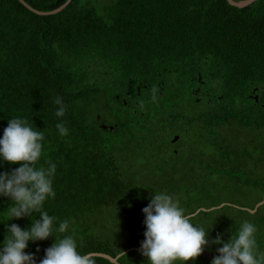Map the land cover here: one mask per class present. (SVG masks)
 <instances>
[{
	"label": "trees",
	"instance_id": "trees-1",
	"mask_svg": "<svg viewBox=\"0 0 264 264\" xmlns=\"http://www.w3.org/2000/svg\"><path fill=\"white\" fill-rule=\"evenodd\" d=\"M26 1L49 11L67 0ZM167 60L170 71L155 75L156 66ZM199 73L208 74L214 91L223 95L221 100L214 97L211 110L196 103L190 91L192 78ZM256 87L264 103V0L244 8L228 0H106L103 4L72 0L60 12L48 15L35 13L19 0H0V118L5 125L11 117L27 118L34 129L44 132L37 167H46L49 160L57 165V195L44 208L59 221H70L69 230H74L82 252L117 256L146 239L143 209L148 204L140 199L148 187L125 174L107 135L124 126L130 132L132 121L119 120L116 131L104 130L99 126L101 113L91 112L93 100L105 98L116 109L127 108L130 116L143 118L161 107H174V118L188 121L197 134L205 130L212 147L220 152L219 169V162L215 165L211 160L208 170L256 187L249 163L261 160L255 155L264 154L263 142L240 149L229 145L224 134L226 126L264 129V105L249 98ZM57 96L66 105L63 117L55 115ZM123 98H128V105ZM186 100L196 106L182 115L180 106ZM241 100L251 101L253 107H243ZM136 101L141 108L134 111ZM147 103L154 104L153 111L145 110ZM60 121L69 129L67 136L61 137L56 128ZM12 165L14 169L20 162ZM263 196L244 207L255 208ZM239 206L220 201L213 209L199 212L214 216L205 227L210 240L205 250L221 247L211 241L218 235L227 241L245 219L257 225V241L264 247L262 205L256 212ZM38 216L33 213L7 223L27 228ZM135 224L143 233L129 235L128 228ZM3 229L7 230L6 223ZM54 242L55 236L30 241L29 252L40 261ZM95 258L96 264H116ZM118 260L147 264L140 250L128 251ZM212 260L200 254L186 264H211Z\"/></svg>",
	"mask_w": 264,
	"mask_h": 264
},
{
	"label": "clouds",
	"instance_id": "clouds-1",
	"mask_svg": "<svg viewBox=\"0 0 264 264\" xmlns=\"http://www.w3.org/2000/svg\"><path fill=\"white\" fill-rule=\"evenodd\" d=\"M152 99L156 100L155 94ZM54 103L58 105L55 115L63 117L67 110L63 98L57 96ZM56 128L61 137L69 133L63 121L58 122ZM43 140L44 132L34 129L27 118L19 116L10 118L0 138V163L20 162L11 172H0V197H10L13 201L7 208V219H0L7 227L0 247V264H37L35 253L25 249L30 241L46 240L50 236H55V242L46 249L39 264H96L94 254L80 251L74 230H69L70 221H59L44 208L45 202L57 195L54 188L57 165L49 160L46 167H37ZM143 212L146 214V239L141 242L140 251L147 257V264H186L210 244L209 229L194 223L179 199L167 191L154 192ZM33 213H39V218H32L30 227L7 223ZM257 231V225L245 219L227 241L216 236L211 243L222 246L211 264H264V250L258 244Z\"/></svg>",
	"mask_w": 264,
	"mask_h": 264
},
{
	"label": "rangeland",
	"instance_id": "rangeland-1",
	"mask_svg": "<svg viewBox=\"0 0 264 264\" xmlns=\"http://www.w3.org/2000/svg\"><path fill=\"white\" fill-rule=\"evenodd\" d=\"M99 1L103 4L106 0ZM184 103L188 110L196 106V103L190 100H186ZM241 104L243 107H253L251 101H243ZM111 105L105 98L95 99L92 101L91 112L96 114L95 110L99 111L109 123L131 119L130 132L119 130L107 135L112 140V151L121 165L125 167V174L141 181V185L144 187H148L142 192L146 191L145 195H142L143 198L140 199L141 202L144 201L143 203L149 204L154 192L167 191L179 199L180 205L185 209L186 214L189 215L200 208L210 210L213 204L220 201L234 205L250 206L264 195L263 153L255 155L257 161L261 157L259 162L253 163L254 160L249 163L251 170L249 175L253 179H257L258 186H248L240 183L238 179L232 180L230 177L226 178L205 168L204 163L213 157L215 150L212 147V139L205 130L199 131L198 134L194 128L190 130L189 138L195 148L201 152L194 157L188 155L187 157H191L189 160H184L185 157L169 159L165 156H159L155 152L157 138L167 141L169 133L172 132V125L168 124L169 129L163 133V136L162 134H157L156 125L147 127L148 125L145 124L155 123L157 117L160 119L170 118L174 107H161L157 112L149 115L148 120L143 122L144 118L141 116H130L127 108L116 109L115 106ZM136 108L139 109L141 106L138 105ZM144 108L146 111H153L155 106L153 103H147ZM225 129L224 134L227 137V143L231 146L241 149L246 145L253 147L258 142H263L264 144V129L259 131L254 127H238L236 125L226 126ZM142 136H146L147 139L142 141L140 138ZM254 150L263 152L260 148H254ZM260 213L264 214V203ZM110 216L111 214H108L106 218H110ZM192 217L194 223L204 227L214 218V216L205 217L203 213H195ZM128 229H131L127 230L129 235L143 233L139 224L131 225ZM108 233L109 227L105 229V234ZM261 249H264V247Z\"/></svg>",
	"mask_w": 264,
	"mask_h": 264
},
{
	"label": "flooded vegetation",
	"instance_id": "flooded-vegetation-1",
	"mask_svg": "<svg viewBox=\"0 0 264 264\" xmlns=\"http://www.w3.org/2000/svg\"><path fill=\"white\" fill-rule=\"evenodd\" d=\"M170 59L171 58H169V60ZM170 69H171V65L167 60L166 62H163L162 64L156 66V69L153 73L155 75L160 76L169 72ZM192 80L193 82L190 85V91L194 96V101L200 104L203 108L211 110L214 106L213 105L214 97H218V99L220 100L223 99L222 98L223 95L216 93L212 85L209 83L208 74L202 75V73H199L195 78L193 77ZM256 88H257L256 90L254 89L251 91V93L249 94V98H251L250 95L252 94L253 97L251 99L254 101V103H259L261 105H264L263 102H260L261 90L258 87ZM123 103L125 106L128 105V98H123ZM139 103H140L139 101H136L135 102L136 106L140 105ZM238 103L239 102L237 101V104ZM180 108L182 109L180 114L182 115L186 114L188 107H186L184 104L180 106ZM133 110L137 111L138 109L133 108ZM172 112L173 114L171 115L170 118L160 119L157 117L155 123H151V121H150L151 124L146 123L148 124L147 127L156 125L158 130L157 132L158 135L161 134L163 135V133L169 129L168 124L172 125L171 128L172 132L169 133L168 135L169 139L167 141H162L160 138H157L156 140L157 146L155 147V152L159 153L160 156H165L169 159H175L177 157H185L184 160H189L191 157H194L201 152L199 149L195 148V145L189 138V132L194 127L186 120L184 121L174 118L173 116L174 114L176 115V113L174 111ZM98 117H99V126H101L104 130L116 131L119 122L109 123L108 120L102 114L98 115ZM148 119L149 118H144L143 122H145ZM7 126L8 125H5L2 119L0 118V138H2L4 129ZM124 130H126V126H124ZM142 137H144L141 139L142 141L147 139L146 136H142ZM188 155H191V157H187ZM211 160H214L216 165L219 162V160H221L220 152L214 150V155L208 162H210ZM208 162L204 163L205 168ZM12 167H14L12 163L10 164L8 163V165H6V162L0 163V172H4V171L11 172L13 170ZM219 167H220V162L217 165V169H219ZM11 202L12 200L10 197H6V196L0 197V219H3V216L6 215L7 205ZM3 224L4 222H0V247L3 246L2 242L4 241L7 233V230L3 229ZM29 250H30V246L27 249H25L26 252H29ZM206 251L207 250H205L202 253L203 256L209 255V254L206 255ZM36 260H37V264H39V260L38 259Z\"/></svg>",
	"mask_w": 264,
	"mask_h": 264
},
{
	"label": "water",
	"instance_id": "water-1",
	"mask_svg": "<svg viewBox=\"0 0 264 264\" xmlns=\"http://www.w3.org/2000/svg\"><path fill=\"white\" fill-rule=\"evenodd\" d=\"M22 4H24L27 8H29L30 10L34 11L35 13L37 14H40V15H48V14H55V13H58L60 12L61 10H63L72 0H67L65 1L63 4H61L60 6L56 7L55 9H52V10H49V11H41V10H38L34 7H32L26 0H19ZM255 1L257 0H228V2L233 5V6H236V7H239V8H244V7H247L249 6L250 4L254 3ZM257 88H255L256 90ZM140 90V89H139ZM250 97L252 98L253 95L251 94ZM258 97V96H256ZM264 203V196H263V199L261 201H259L255 208H249V207H244V206H239L240 208L244 209V210H249L251 212H256L258 210V207L260 205H262ZM224 203L218 205V206H215V207H221L223 206ZM214 207H212L211 209H213ZM204 208H200L198 209L196 212L194 213H191L189 214L190 216H194L195 213H199L201 210H203ZM210 209V210H211ZM142 247V245H139V246H133V247H130L128 249H126L124 252L118 254L117 256H112L108 253H104V252H91L92 254H94V256H101V257H105L107 259H109L110 261L116 263V264H121L118 260V258L123 255L124 253L128 252V251H131V250H140ZM209 254V256L211 258L214 259V257L216 255H219L220 253L217 251V250H207L206 251V255Z\"/></svg>",
	"mask_w": 264,
	"mask_h": 264
}]
</instances>
